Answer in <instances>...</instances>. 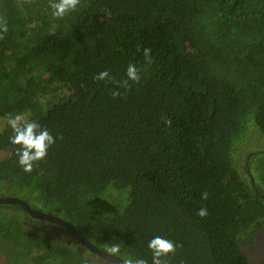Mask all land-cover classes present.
<instances>
[{
  "label": "trees",
  "instance_id": "obj_1",
  "mask_svg": "<svg viewBox=\"0 0 264 264\" xmlns=\"http://www.w3.org/2000/svg\"><path fill=\"white\" fill-rule=\"evenodd\" d=\"M48 4L0 0V117L55 138L29 173L0 128V196L124 259L151 264L161 236L180 245L169 264H251L240 239L264 216V143L248 144L264 140V0H82L61 19ZM130 63V89L93 79L122 81ZM51 223L0 202V264H116Z\"/></svg>",
  "mask_w": 264,
  "mask_h": 264
},
{
  "label": "clouds",
  "instance_id": "obj_2",
  "mask_svg": "<svg viewBox=\"0 0 264 264\" xmlns=\"http://www.w3.org/2000/svg\"><path fill=\"white\" fill-rule=\"evenodd\" d=\"M18 6L23 7L24 3L29 0H17ZM82 3V0H49L48 9L54 19H61L69 12H75ZM9 28L5 17L0 16V40L4 39ZM139 51V48L137 49ZM145 63L151 65L153 57L151 49L145 47L143 49ZM94 80L109 81L126 90L131 88V83H139L141 80L140 69L134 64H129L126 69V79L117 81L110 77L107 70L101 71L93 77ZM120 92L113 91L112 96L116 97ZM170 124V121H166ZM7 125L11 128L13 135L10 136V142L13 145H18L16 156L18 164L24 172H32L37 162L44 160L48 156L49 148L55 143V138L47 128L42 127L36 120H29L25 115L16 114L7 119ZM209 194L205 191L201 193V199L207 200ZM197 215L205 217L208 215L207 208L201 207ZM151 251V264H169L168 257L170 254H175L180 245L174 241L163 238L161 236L153 237L147 245ZM107 253L113 257H120V244H113L106 249ZM123 264H149L145 258H125Z\"/></svg>",
  "mask_w": 264,
  "mask_h": 264
},
{
  "label": "water",
  "instance_id": "obj_3",
  "mask_svg": "<svg viewBox=\"0 0 264 264\" xmlns=\"http://www.w3.org/2000/svg\"><path fill=\"white\" fill-rule=\"evenodd\" d=\"M0 202L17 203L21 205L22 208L33 217H36L38 219H43L48 222L60 224V226L68 229L80 242H82L85 246H87L92 251L97 253L100 257H103L109 261L115 262L116 264H123L124 258H121V257L117 258V257L110 256L106 251L102 250L101 248L93 244L77 228H75L71 223H69L64 218L32 208L24 199H21L19 197L0 196Z\"/></svg>",
  "mask_w": 264,
  "mask_h": 264
},
{
  "label": "flooded vegetation",
  "instance_id": "obj_4",
  "mask_svg": "<svg viewBox=\"0 0 264 264\" xmlns=\"http://www.w3.org/2000/svg\"><path fill=\"white\" fill-rule=\"evenodd\" d=\"M256 221H257L256 222L257 229L259 228V231L260 230L262 231L264 229V227H263V225H264V216L258 218V220H256ZM49 228L52 229L53 231L58 232L60 234L61 238H68V239L72 240V237H75L68 229H66L64 227L61 228V227L57 226L55 223H51ZM254 236L255 237L252 236L251 237L252 239L250 238L248 240V241H253L254 242V243H251V244H246L245 240H243V237H242L240 239L241 246H244V245L246 246L245 250L248 252V254H249L250 258H251L250 259L251 264H264V235H261V232L258 233L257 230H256L254 232ZM256 236H258V239H256ZM77 248L80 249V245H78ZM256 250H260L259 255L261 254V256H260V258L258 260H256V256H257L256 253H255ZM95 259L100 261L101 263H104L105 261H109V260H107V259H105L103 257H100L99 255L96 256Z\"/></svg>",
  "mask_w": 264,
  "mask_h": 264
},
{
  "label": "rangeland",
  "instance_id": "obj_5",
  "mask_svg": "<svg viewBox=\"0 0 264 264\" xmlns=\"http://www.w3.org/2000/svg\"><path fill=\"white\" fill-rule=\"evenodd\" d=\"M7 119H8V117H0V128H3L5 126V124L7 123ZM263 143H264V140L263 139L259 138L258 136L255 137L253 135L250 136V138L248 140V144L250 146H259V145H262ZM3 154H4V152L0 149V158L3 156ZM242 167H243V165H242ZM263 227H264V225H263ZM263 231H264V229L262 231L261 230L259 231V228L257 229V232L258 233L261 232V235H264V232ZM256 239H258V236H256ZM245 243L246 244H251V243H254V242L253 241H247ZM244 249H246V246L245 245H244ZM255 253L257 255L256 256V260H258L260 258V256H261V254L259 255L260 250H256Z\"/></svg>",
  "mask_w": 264,
  "mask_h": 264
}]
</instances>
